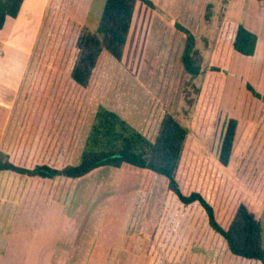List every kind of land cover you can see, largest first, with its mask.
Masks as SVG:
<instances>
[{"label":"rangeland","instance_id":"374dc122","mask_svg":"<svg viewBox=\"0 0 264 264\" xmlns=\"http://www.w3.org/2000/svg\"><path fill=\"white\" fill-rule=\"evenodd\" d=\"M105 1L92 0L88 11L77 12L78 0H71L63 17L48 5L40 15L27 13L22 25L9 19L0 30V75L4 71L10 75L21 71V77L10 79L16 81L15 88H3L0 93V156L9 158L26 145L27 149L39 151L37 157H32L37 161L61 166L79 158V164L99 106L117 113L151 140L156 137L163 116L171 114L189 131L188 148L196 156L187 157L193 163L191 166L197 168L194 163L202 158L219 168L254 206L264 230V207L250 194L264 189V134H254L242 146L231 168H224L218 159L226 122L240 111L247 82L244 78L251 60L239 56L246 67L236 60L230 61L228 74L232 77H227L219 111L209 132L202 134L195 89L201 87L204 79L199 76L191 80L185 74L181 55L187 37L184 30L194 37L200 35V19L207 15L200 7L184 6L176 13H165L153 3L149 6L138 2L122 60L103 53L90 86L80 88L69 77L76 56L77 34L83 24L90 31H97ZM31 19L34 21L30 22ZM181 37L184 43L179 53ZM9 38L12 44H5ZM212 60L209 54L204 64L209 66ZM259 107L258 115L262 111ZM18 152L17 161L21 156ZM128 175L132 178L123 181L116 191L113 190L119 182V172L110 167L76 180L78 190L70 213L80 207L84 215L98 220L106 200L115 197L113 213L120 217L127 212L134 215L135 221H129L128 230L135 224L141 225L143 246L151 250L152 244H156L155 226L160 232L158 251L139 256V260L129 264H241L243 260L230 256L223 240L210 229L198 204L183 208L172 205L165 178L155 176L147 192L142 190L141 175ZM93 225L96 222L90 230ZM6 241L0 239V250L5 248ZM127 244L131 252L140 240L131 238ZM102 261L97 260V264Z\"/></svg>","mask_w":264,"mask_h":264},{"label":"trees","instance_id":"16d2710c","mask_svg":"<svg viewBox=\"0 0 264 264\" xmlns=\"http://www.w3.org/2000/svg\"><path fill=\"white\" fill-rule=\"evenodd\" d=\"M68 1L49 0L48 5L63 17ZM228 1L223 0V3ZM23 2L0 0V30L7 18L18 17ZM138 2L153 6L149 0H106L97 31L92 32L86 26L79 29L76 56L69 72L70 80L76 86L83 89L90 86L103 53L117 61L122 60ZM184 32L187 37L181 65L191 80L199 76L204 79L195 93L198 95L202 134H207L219 111L230 52L253 56L257 35L242 25H224L212 47L213 62L203 69L202 53L195 48V37L187 30ZM257 105L262 109L259 115ZM254 134H264V93L247 84L240 113L229 117L226 122L218 150L220 164L226 169L231 168L242 146ZM190 138L189 131L171 114L163 116L158 133L151 141L117 113L99 106L79 164L58 166L37 161L32 157H37L39 151L35 152L31 147L27 149L25 145L20 153L16 151L9 158L0 156V172L10 171L43 181L59 177L81 180L110 167L141 175L142 190L147 192L154 177L162 176L167 181L168 190L182 205L197 203L203 209L208 226L223 240L230 256L264 264V230L258 212L239 187L209 161L201 158L194 163L197 168L191 166L193 163L187 161V157L196 156L188 148ZM17 152L21 155L18 161ZM250 194L264 207V189L261 193L250 191Z\"/></svg>","mask_w":264,"mask_h":264},{"label":"crops","instance_id":"0c3cea01","mask_svg":"<svg viewBox=\"0 0 264 264\" xmlns=\"http://www.w3.org/2000/svg\"><path fill=\"white\" fill-rule=\"evenodd\" d=\"M48 1L24 0L18 17L13 21L17 25H22V20L27 13L37 12L40 15L48 7ZM70 1H68L67 7ZM91 1L78 0L79 11L77 12H80L81 9L88 11ZM149 1L165 13L168 11L176 13L177 9L184 6L200 7L202 13H206V18H201L199 23L201 34L195 37V48L202 53L203 69L207 67L204 64L206 56L209 54L213 56V44L217 41L224 25L235 27L242 25L255 33L257 44L253 56L245 57L235 51L230 52L224 85L227 77H232L228 74V68L231 66L230 61L236 60L246 67V63L240 59L243 57L251 60L247 78L242 77L246 79V85L251 84L259 92L264 93V0H230L226 4L223 3V0ZM9 19L11 18H7L6 22ZM33 21V19L30 20V22ZM183 39L184 37H181L179 53L184 43ZM4 43L12 44L10 38L5 39ZM2 73L3 75H0V78L2 77L0 93L3 88H10V86L15 88L16 81L10 79L21 77V71L18 72L19 74L15 72L14 75H10L6 71ZM244 93L245 88L243 96ZM242 105L243 100L241 108ZM259 106L257 105V108L260 109ZM254 115L257 116V114ZM1 141L0 132V148ZM78 160L71 165H76ZM42 162L50 163L45 160ZM113 170L119 172L120 177L113 190L116 191L121 189L123 181L132 178L128 175L132 173L115 168ZM122 177L123 179H121ZM1 178H6L7 181H0V239H8V241H6L5 248L0 250V264H97L99 259H103L99 264H129L139 260V256L149 254L151 251L153 253L158 251L159 230H156L155 226V228L153 227V237L156 239L155 246L154 244L150 245L153 250L148 247L145 249L142 241L143 227L136 226V224L131 230H128L127 227L129 221L132 222L135 216L130 213L131 216H129L128 212L122 214L121 217L120 215L116 216L115 212L113 213L115 210L113 206L117 199L115 197L106 200L104 213L99 215L98 220H95L93 215H84L81 211L83 208L80 209V207L70 213L74 196L78 190L76 180L61 177L52 181L33 180L10 171L0 172ZM164 184L167 188L166 179ZM167 191L172 205L183 208L184 205L178 201L177 197L168 188ZM92 208L95 210L93 205ZM95 222L97 225H93L90 230L91 224H95ZM137 222L136 219L135 223ZM131 238H139L140 244L130 252L127 241ZM23 253L24 257L21 258ZM241 260H243L239 262L241 264L249 262ZM257 264L260 263L257 262Z\"/></svg>","mask_w":264,"mask_h":264}]
</instances>
